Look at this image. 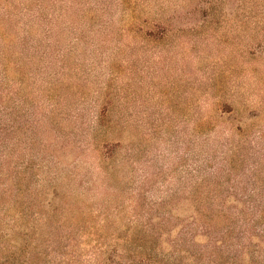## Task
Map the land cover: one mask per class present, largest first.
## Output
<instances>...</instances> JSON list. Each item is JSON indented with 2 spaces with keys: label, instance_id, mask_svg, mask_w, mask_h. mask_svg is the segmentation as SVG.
I'll use <instances>...</instances> for the list:
<instances>
[{
  "label": "rangeland",
  "instance_id": "374dc122",
  "mask_svg": "<svg viewBox=\"0 0 264 264\" xmlns=\"http://www.w3.org/2000/svg\"><path fill=\"white\" fill-rule=\"evenodd\" d=\"M82 1L39 44L0 0V264H115L201 179L264 209V0Z\"/></svg>",
  "mask_w": 264,
  "mask_h": 264
},
{
  "label": "trees",
  "instance_id": "16d2710c",
  "mask_svg": "<svg viewBox=\"0 0 264 264\" xmlns=\"http://www.w3.org/2000/svg\"><path fill=\"white\" fill-rule=\"evenodd\" d=\"M22 4L25 12L31 11L39 44L52 33L55 18L85 7L82 0H22ZM1 135L0 130V140ZM3 147L0 141V159ZM213 183L201 179L191 198H183L192 207L186 224L157 229L170 239H153L157 231L142 228L147 239H137L140 244H134L131 253L119 254L115 264H182L188 257L191 264H264V209L258 206L259 197L229 193Z\"/></svg>",
  "mask_w": 264,
  "mask_h": 264
}]
</instances>
